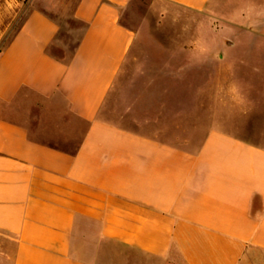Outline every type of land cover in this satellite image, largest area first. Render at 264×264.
Segmentation results:
<instances>
[{
    "label": "crops",
    "instance_id": "obj_1",
    "mask_svg": "<svg viewBox=\"0 0 264 264\" xmlns=\"http://www.w3.org/2000/svg\"><path fill=\"white\" fill-rule=\"evenodd\" d=\"M131 1L77 0L68 55L28 7L0 50V264H264V104L161 67L120 86Z\"/></svg>",
    "mask_w": 264,
    "mask_h": 264
},
{
    "label": "rangeland",
    "instance_id": "obj_2",
    "mask_svg": "<svg viewBox=\"0 0 264 264\" xmlns=\"http://www.w3.org/2000/svg\"><path fill=\"white\" fill-rule=\"evenodd\" d=\"M76 3L0 0V50L28 7L40 6L49 9L61 23L58 40L51 49L70 54L79 34L72 35L68 29L81 27L71 17ZM214 5L212 10L196 11L165 0H132L123 19L136 29L135 58L128 64L120 86H134L137 80L142 81L145 71L161 67L169 72L182 71L185 77L198 74L196 79L184 78V82L191 86L196 81L201 88V103L208 102L209 76L221 75L225 76L221 87L241 89L264 104L260 94L264 92V0H216ZM255 120L256 114L250 117L251 124Z\"/></svg>",
    "mask_w": 264,
    "mask_h": 264
}]
</instances>
